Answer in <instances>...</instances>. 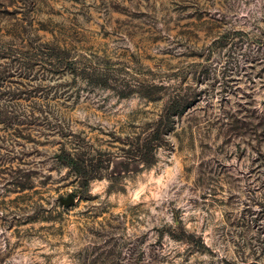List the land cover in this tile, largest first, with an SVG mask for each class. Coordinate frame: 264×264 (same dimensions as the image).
<instances>
[{
	"label": "rangeland",
	"instance_id": "1",
	"mask_svg": "<svg viewBox=\"0 0 264 264\" xmlns=\"http://www.w3.org/2000/svg\"><path fill=\"white\" fill-rule=\"evenodd\" d=\"M0 264H264V0H0Z\"/></svg>",
	"mask_w": 264,
	"mask_h": 264
},
{
	"label": "trees",
	"instance_id": "2",
	"mask_svg": "<svg viewBox=\"0 0 264 264\" xmlns=\"http://www.w3.org/2000/svg\"><path fill=\"white\" fill-rule=\"evenodd\" d=\"M39 57H44L40 61H37L38 64L41 66H48L50 67V72H56V69L60 67L67 68L71 67L72 70L77 71V66L81 64V66H85L79 61H74L72 58H70V53L67 49L61 50L59 48H53L49 50H41L39 51ZM79 67V66H78ZM55 68V69H54ZM156 87V86H155ZM152 88V87H151ZM152 89H150V92ZM150 95V93H149ZM180 100H182L180 98ZM178 99L173 101V104L171 107H175L178 104Z\"/></svg>",
	"mask_w": 264,
	"mask_h": 264
}]
</instances>
